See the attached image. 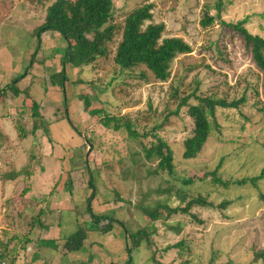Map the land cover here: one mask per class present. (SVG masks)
I'll list each match as a JSON object with an SVG mask.
<instances>
[{"label": "rangeland", "instance_id": "rangeland-1", "mask_svg": "<svg viewBox=\"0 0 264 264\" xmlns=\"http://www.w3.org/2000/svg\"><path fill=\"white\" fill-rule=\"evenodd\" d=\"M54 1L0 0V127L9 136L0 146V241L14 234L61 241L91 221L88 201L94 191L90 206L106 216L100 225L111 223L112 229L88 231L80 251L43 248L35 264H125L129 240L121 222L131 231L143 225L153 230V247L135 249L133 264H263L256 254L264 249V177L257 186L248 182L228 188L205 177L218 168L224 180L236 181L264 169V77L238 32L219 20L202 25L204 16L216 13L214 0H115L118 24L133 8L151 3L153 22L166 24L164 36L183 38L192 46V52L173 59L167 81L157 80L144 65L119 71L114 56L120 35L108 56L89 67L67 64L68 44L59 33H44L41 41L35 34ZM223 18L228 23L246 20L252 33L264 37V0L229 2ZM175 90L179 96L204 91L229 100L245 97L246 102L239 109H219L220 132L212 134L198 157L185 159L192 119L185 109L165 120L178 104ZM35 100L52 142L43 127L31 133L35 118L30 104ZM105 114L136 119L140 137L106 128L101 123ZM153 128L174 151L173 175L160 171L158 160L146 159L144 149L156 138L144 134ZM23 132H29L27 139L21 138ZM33 139L45 156L44 168L34 169L33 192L55 212L45 213L44 224L53 226L48 231L33 226L35 209L21 200L24 177L4 179L5 173L25 164ZM188 178L195 183L186 186L183 180ZM169 185L174 187L170 195L160 192ZM179 189L189 195L185 201ZM24 196L32 197L30 192ZM168 196V204L181 208L197 197L215 205H192L187 213L157 222L137 211L140 203L153 205ZM225 200L230 204L221 208ZM176 224L179 229L172 228ZM14 247L16 264H31L39 249L35 242L26 249Z\"/></svg>", "mask_w": 264, "mask_h": 264}, {"label": "trees", "instance_id": "trees-1", "mask_svg": "<svg viewBox=\"0 0 264 264\" xmlns=\"http://www.w3.org/2000/svg\"><path fill=\"white\" fill-rule=\"evenodd\" d=\"M234 0H214V9L216 13L213 16H204L202 20L203 26H208L219 20L226 26L232 27L241 36L244 41L246 49L251 53L252 59L264 77V37L252 33L246 27V20H240L236 23H228L224 20L223 14L226 10L227 3ZM153 4H141L131 11L127 12L123 24L117 23V5L115 0H55L47 9L44 22L35 29V34L38 41L44 33L55 32L59 33L63 40L68 44L65 50L67 64L73 67L84 69L96 62L98 59L107 57L110 53V45L115 41V38L120 35L121 39L117 44L114 61L121 72L134 71L135 68L146 66L148 70L154 75L157 80L167 81L171 74V63L179 54H188L193 51L190 43L180 37H165L166 24L164 22H153L154 14L152 12ZM147 22H150L147 24ZM145 72H141V76H145ZM18 94V92L16 91ZM174 97L178 100L175 109H171L165 116V120L171 119L173 116H179L182 111L186 109L188 116L193 122V133L185 142V159H193L205 148L212 134L220 132L221 124L219 122V109H239L245 104L246 98L229 100L226 97H218L209 95L204 91H194L185 96H179L175 90ZM86 105L90 106L88 99L85 101ZM32 104V105H31ZM30 104V109L34 119V127L32 134L36 135L39 128H44L45 134L49 141L51 138L50 128L46 118L41 113L42 106L36 100ZM94 113L98 111L92 110ZM132 118H126V115L105 114L101 117V123L108 129L114 131L126 130L132 136L140 137V133L136 130ZM161 123L157 127H162ZM153 128L150 132L144 134L145 137L152 136L156 138L149 147H145V156L148 160H158V169L166 171L173 175L176 170L175 154L170 144L154 133ZM28 133V134H27ZM29 132H23L22 139H27ZM9 139V136L0 127V146ZM37 142V141H36ZM35 139L27 149V160L20 169H13L4 174L5 180H16L24 177L27 186L23 190L21 200L23 199L25 205H30L35 209L33 226L44 230H50L53 226L44 224L45 213H50L51 208L46 205L47 202L37 200V190L33 192L32 176L36 166L43 169L42 161L44 160V153L41 147L36 144ZM41 143V141H39ZM205 177H212L216 184L225 188L232 184L244 185L251 182L257 186L258 181L264 177V169L258 176L251 178H243L242 180H224L221 174L218 173V168L212 172L206 173ZM70 180L71 184V179ZM187 185L194 184L191 179L183 180ZM72 188V184L70 185ZM174 187H168L160 190L163 194L170 195ZM30 192L32 197L24 196ZM53 193V192H52ZM95 192L89 199L88 212L91 215V221L87 222L84 227L78 229L74 233L63 235L61 241L55 238H41L37 236L33 241L27 235L20 237V235H12L6 242L0 241V259L11 258L10 264H16L18 259V252L15 250V245L21 244L23 249H26L32 242L37 243V249L31 264L38 263L43 257L42 249L46 248L52 251H59L62 249L68 253L80 251L88 238V231H104L109 232L112 229L111 223L107 227L100 225L103 217L95 214L91 208V199ZM179 197L185 201L189 196L183 189L177 191ZM24 196V197H23ZM172 197V195L170 196ZM165 202L159 201L153 205H146L140 203L137 211L145 219L151 222L168 219L169 217L178 214L179 212L187 213L192 205L214 206V202L207 198H195L187 203L184 208L180 206H172ZM40 198V197H39ZM260 199L264 203V193L260 194ZM39 201V202H38ZM230 203L225 200L220 207H227ZM51 213L54 215V210ZM36 215V216H35ZM122 227L126 230L129 240L127 247L128 259L125 264H133L134 251L143 245L147 248H152L154 239L152 235V227L143 225L137 231L128 229L126 222H121ZM58 225H62L59 223ZM152 225V224H151ZM177 225V224H176ZM174 225L172 228L179 229L180 225ZM155 229V228H154ZM11 243L14 245L12 246ZM257 260H262L264 264V249L256 254Z\"/></svg>", "mask_w": 264, "mask_h": 264}, {"label": "built area", "instance_id": "built-area-1", "mask_svg": "<svg viewBox=\"0 0 264 264\" xmlns=\"http://www.w3.org/2000/svg\"><path fill=\"white\" fill-rule=\"evenodd\" d=\"M9 260L8 258L0 259V264H10Z\"/></svg>", "mask_w": 264, "mask_h": 264}]
</instances>
